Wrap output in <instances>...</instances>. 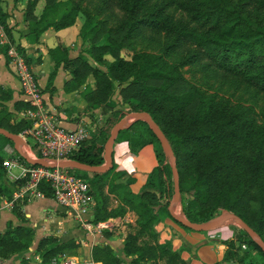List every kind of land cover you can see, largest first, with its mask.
Returning <instances> with one entry per match:
<instances>
[{"label": "trees", "instance_id": "obj_1", "mask_svg": "<svg viewBox=\"0 0 264 264\" xmlns=\"http://www.w3.org/2000/svg\"><path fill=\"white\" fill-rule=\"evenodd\" d=\"M45 1L43 9L37 13L39 0H28L25 27L33 41L39 40L50 28L59 31L76 25L82 15L85 20L79 34L85 42L92 43L89 50L73 58L66 47L49 49L53 70L47 88L52 86L59 67L63 65L71 75L65 89L75 91L85 86L83 98L90 107H99L114 93L116 81L129 82L123 89L127 92L125 102L130 105V111L149 113L169 139L177 157L181 198L187 201L191 197L187 201L189 205L184 206L186 218L203 223L227 209L239 215L264 240V0H98L97 18L104 13L116 15L118 9L122 12L119 24L124 26L120 38L104 44L96 43L99 23L96 21L98 25L95 24L94 15L83 12L80 0ZM178 9H182L189 20L182 16L176 19ZM9 19L10 15L3 10L0 0V25L14 44L17 42ZM149 36L159 43L164 38L160 52L135 51L130 60L121 55L123 49L135 47L137 38ZM18 47L25 53L19 43ZM1 51L6 53V47ZM106 55L113 59L108 61ZM26 60L30 65L27 56ZM99 64L107 66L108 70L104 71ZM187 64L199 65L210 77L221 80L218 89L222 84L242 88L251 93L256 102L234 104L220 95L218 89L212 92V85L203 88L187 80L182 70ZM89 74L95 78L94 87L87 83ZM12 99L13 91L0 85V127L19 134L30 126V122L17 119L4 104ZM260 99L263 103L258 106ZM14 107L21 111L30 104L18 100ZM122 117L123 112L113 111L105 126L82 142L69 159L90 165L104 164L105 142ZM124 132L128 133L122 135ZM125 135L133 153L153 144L158 163L137 193L131 188L136 181L134 177L118 181L124 179L127 172L114 170L115 163L108 172L92 173L88 182L97 203L95 221L124 216L129 211L137 215L136 231L128 232L124 240V253L130 262L118 256L107 243L93 247L92 262L191 264L190 260L182 258V251L173 248L171 234L167 235L166 218L192 229L172 218L169 212L174 181L159 139L145 121L122 130L116 141ZM0 138L14 145L4 135L0 134ZM14 152L26 162L15 149ZM4 160L0 152L2 169ZM69 170L84 177L78 169ZM13 185L15 190L9 193L0 185V207L4 196L13 199L17 183L13 182ZM106 186L108 193L105 192ZM40 190L46 197H53L52 188L45 181ZM109 194L119 201V205L112 209H109ZM26 201L17 200L13 206L15 215L22 222L26 221L23 211ZM231 226L237 233L224 241L227 249L223 261L256 264L251 252L240 251V244L255 249L264 260V251L250 235L239 226ZM34 240L35 229L9 224L5 231H0V259L8 260L26 252ZM78 248L79 244L74 240L61 241L57 236L48 235L39 241L37 250L43 251L41 264H49L58 254L76 255ZM20 264H30V261L25 258Z\"/></svg>", "mask_w": 264, "mask_h": 264}, {"label": "crops", "instance_id": "obj_2", "mask_svg": "<svg viewBox=\"0 0 264 264\" xmlns=\"http://www.w3.org/2000/svg\"><path fill=\"white\" fill-rule=\"evenodd\" d=\"M41 2L42 0H40L39 5ZM39 5L37 6V8H39L38 10L41 9ZM1 6L3 10L10 15L9 22L10 25L13 26V33L16 42L24 48V54L30 59V66L41 86L46 108L54 113H58L60 123L70 129H73L81 118L91 121L95 120L90 113H100L102 108L100 109L95 106L90 107L88 105L87 101H85L82 96L83 88H85V86H82L83 88L81 87L75 91H67L65 89L66 82L71 75L70 71L64 68L63 65L59 67L52 86L47 88L49 76L53 70V61L49 56V49L57 46L66 47L70 57H77L78 52L72 50L70 44L73 40L80 39L79 32L74 31V28L71 27L59 31L49 29L41 35L39 40L33 41L27 35L25 27L28 0H1ZM1 49L2 45H0V85L13 91V99L4 104H6L10 111L15 113L17 119H21L19 111H16L14 107L16 101L22 100L20 83L15 70L8 63L6 53L2 52ZM2 146L7 152L8 150H13V153H15L14 145H11L6 140L3 141ZM120 146L121 147L118 149L122 150L123 159L119 160L120 164L118 163V165H116L114 160L115 170H124L127 172V175L124 179L118 180L119 182L126 181L129 176L134 177L136 180L135 172L139 173V169L142 168L147 170L152 166V164H145V158L149 161L151 159L153 163V148H150L152 147L151 144L144 146L138 154L129 150V147L125 148L124 144ZM27 151L31 154L30 148H28ZM7 155L9 156L10 153L8 152ZM157 163L158 161L156 162V165ZM156 165H154L149 171H146V176H144L142 180L143 184L147 181L148 173L151 172ZM134 184H136V181L131 185V188ZM132 190L136 193L139 192V189L132 188ZM105 192L108 193V186L105 187ZM109 195V209L117 207L119 201L113 194ZM25 200L27 199H20L21 202H24ZM8 201L9 200L3 198L1 206L4 202ZM26 202L27 204L23 206L24 215L26 217L25 222H22L15 215L13 208H10L9 206L5 208L0 207V231H5L11 223L13 225H24L35 229V240L33 245L29 248V251L33 252L36 251L39 241L48 235L57 236L61 241L74 240L79 244L76 253L77 255L75 256L81 260H91L93 246L89 245L86 247L82 245L81 242L87 238L86 232L79 225V222L72 213H69L68 210L61 206L53 197L45 196L35 199L32 198ZM119 217H123L127 222L131 223L137 221L136 213L131 211L127 212L124 216ZM165 224L169 227L168 229H170L169 234L172 232L179 233L178 236L185 243L186 248L184 251L190 256L189 260H191V264H228L223 261L224 252L227 249L224 241L233 238L237 233V230L231 225L224 226L219 230L217 229L216 231H218L217 235L219 238L212 240L211 243V240L208 239L205 234L199 232H178L175 230V226L170 223L169 218L165 219ZM125 226L126 225L124 224L118 231L109 233L105 243L109 244L118 256L127 261L128 259L124 253V240L128 233V229ZM42 254L43 251L38 255V264H41L42 262ZM8 262L11 264H17L12 261V258L11 260H8Z\"/></svg>", "mask_w": 264, "mask_h": 264}, {"label": "built area", "instance_id": "obj_3", "mask_svg": "<svg viewBox=\"0 0 264 264\" xmlns=\"http://www.w3.org/2000/svg\"><path fill=\"white\" fill-rule=\"evenodd\" d=\"M0 45L6 47V56L9 65L15 70L20 83L22 100L30 104V107L19 111L21 119L30 122L19 135L26 142V150L30 148L31 155L35 158H43L53 161L68 160L82 142L90 137L93 129V120L81 118L73 129L66 128L59 121V114L46 108L43 92L37 77L31 66L27 63L25 54L19 49L18 43H12L5 29L0 25ZM29 138L34 140L38 147V153L32 150ZM10 153L3 162V166L12 182L17 183V190L13 199L4 202L1 208L9 206L13 208L14 202L20 199L45 197L40 190V185L45 181L50 185L53 198L69 213H72L79 225L86 232V239L82 241L84 246H95L105 243L107 235L118 231L127 220L123 217H113L106 220H94L96 199L92 193L90 184L83 177L70 171L69 168L45 167L23 162L19 156ZM17 167L18 174L12 172ZM216 232L210 234L216 238ZM0 264H11L8 261ZM49 264H97L92 260H81L76 256L61 253L53 257Z\"/></svg>", "mask_w": 264, "mask_h": 264}, {"label": "rangeland", "instance_id": "obj_4", "mask_svg": "<svg viewBox=\"0 0 264 264\" xmlns=\"http://www.w3.org/2000/svg\"><path fill=\"white\" fill-rule=\"evenodd\" d=\"M75 1H77V0H75ZM39 2H40V0H39ZM39 2L37 4V6L39 5ZM80 2H81V5H82L83 12L89 13L92 16L94 15V17L96 19L95 20V24H97V22L99 23V25L98 24L97 25L99 26L100 31H99V34L97 36L96 43L104 44V43L108 42L110 39L120 38L121 37L122 28L124 26H122L121 23L119 24V19L122 17V12L120 10L116 9V15H113V16H109L108 13L101 14L99 16V19H98L97 16H96V9L99 7L98 0H80ZM45 4H46V1L42 0V2L39 5V7H41L40 10H38L39 8H37V6H36L37 13H39L43 9ZM180 16H182L184 20H187V19L189 20V17L186 15V13L182 9H178V10L175 11V18L178 19ZM84 20H85L84 16H82V15L79 16V18L77 19L76 25L71 26V28H74L73 29L74 31L79 32L81 25L84 23ZM148 34H151V33H148ZM79 37H80V39L73 40L71 42V44H70L71 49L72 50H76L78 52V55L82 54V52H85V51L89 50L91 45H92L91 41H86L85 42L80 34H79ZM163 42H164V38H162V43H159L155 38L152 39L151 36L146 37V38H141L140 37V38H137L135 40V42H134L135 47L132 46L131 49H129V48L128 49H123L121 51V55L125 59L130 60L132 55H133V53L135 51L147 50L149 52L158 53L162 49ZM86 55L91 60H95L91 55H89V54H86ZM105 58L108 61H111L113 59V57H111L109 55H106ZM99 67L101 69H103L104 71L108 70V67L105 66V65L99 64ZM182 70H183L184 76L186 77L187 80H190L193 83L201 85L203 88H208L209 86L212 85V87H214V89H211L212 92L215 91V89L217 90L219 88L220 84H221V80L215 79L213 77H210L208 75V73H206L204 70H201L199 68V65L192 66L190 64H187V65H184L182 67ZM87 83L91 84L93 87L95 86V78H94V76L92 74L88 75ZM128 85H129V82L116 81L115 91L112 94V96L109 98V100L104 105H101V106L98 107L100 109L102 108L101 112L100 113H94V112L90 113L91 116L95 119V120H93L94 121L93 122L94 125H93V129L90 132V136H92L93 133L96 132V130L98 128H101V127L105 126L106 121L112 116V112L113 111L119 110V111L123 112V117L126 115L127 112H134V111H130L131 110L130 105L126 104V102H125V94L127 92L123 88H126ZM221 86H222V88L217 90V91H219V94L224 96L225 98L231 100L232 103H234V104H236V102H242V103H244L246 105H251V104L256 102V101H254L253 95L251 93H249V92L244 91L242 88L238 89V88H236L234 86H230L228 84H222ZM262 100H264V96L262 97ZM262 100L260 99L258 101V106L262 105V103H263ZM85 101H86V99H85ZM126 133H128V132H124L122 135H124ZM125 139H126V135L119 137V139L115 142V145H114V160H115L116 165H118V163L120 164L119 160L123 159L122 158L123 152H122V150L118 149V148L121 147L120 145L124 144L125 148L129 147L128 142ZM3 141H4V139L0 138V152H1V154L4 157H7L8 156L7 155L8 152L2 146ZM29 143H30V145L32 147V150L35 153H38V147L35 145L34 140L32 138H29ZM151 145H152V147H150V148H153L152 149L153 150V163H152L151 159L149 161L147 158H145V164L146 165H151L152 164V166H150L147 169L148 171L154 165H156V162H157L155 146L153 144H151ZM141 149L138 150L137 152H135V154H138L139 151H141ZM129 150H130V148H129ZM30 156H31V154H30ZM78 170H79L78 171L79 173L84 175L83 178L86 181L92 179V173L87 172V171H83V170H80V169H78ZM147 170H144V169L141 168V169L138 170L139 173L135 172L137 179H136V184H134L132 186V188L139 189V191L142 189V187L144 186V184L142 183V180H143L144 176H146V173H147L146 171ZM12 172L15 173V174H18L20 172V169L17 168V167H14L12 169ZM0 173H1L0 174V185L3 188L6 189L7 193H9L11 191H14L15 187L13 185V182L8 177V173L5 171V169L4 168L3 169L0 168ZM4 199L9 200L7 195L4 196ZM189 199H191V197L188 198L187 201ZM187 201H185V199L182 200V198H181L180 202L176 203V205H175V211L177 213L181 214V215H185L184 214L185 213L184 212V206L185 205H187V206L189 205L187 203ZM163 203H166V202L163 201ZM169 220H170V223L173 226H175V230H177L178 232L179 231H185V232H188V233L197 232V231L188 230V229L180 226L178 223L173 221L171 218H169ZM125 225H126L125 227L128 229V232H135L136 231V222L135 223L134 222H132V223L131 222H127ZM229 225L239 226L237 224H229ZM213 231H215L216 234L218 232L216 230H213ZM213 231L199 232V233L205 234L206 237L208 239H210L211 240L210 242L212 243V240H215V239L219 238L218 235H216V238H211L210 237V234ZM167 232H168V235H169L170 229H168ZM178 234L179 233L172 232L171 236H170V240L173 242V248L175 250L182 251V258L184 260L188 261L190 256L187 253H185V251H184V249L186 248L185 243L178 236ZM238 245H239V243H238ZM240 248H241V250H240L241 252H244V253L247 252V251L251 252V258H253L255 260L256 264H264V260H263L262 256L260 255V253L258 251H256L255 249L249 248V246L247 247L246 244H242V245L240 244ZM38 252H39V250H37V249H36L35 252L27 250L26 252L22 253V255L21 254L20 255H15L16 257L13 256L12 257V261L16 262L17 264H20L21 260L26 258L27 260L30 261V264L31 263L32 264H38V255H40V253H41V252H39V253ZM67 254L70 255V256H75V254H71V253H67ZM8 260H11V258L8 259ZM8 260L0 259L1 262H5V261H8ZM127 262H130V260H127Z\"/></svg>", "mask_w": 264, "mask_h": 264}, {"label": "water", "instance_id": "obj_5", "mask_svg": "<svg viewBox=\"0 0 264 264\" xmlns=\"http://www.w3.org/2000/svg\"><path fill=\"white\" fill-rule=\"evenodd\" d=\"M138 121H145L149 124V126L159 139L163 151L171 165L174 181V193L168 209L172 218L180 222L182 225L197 232L213 231L229 224H237L241 228H243L264 251V240L262 239V237L239 215L227 209L223 210L216 217L203 223L192 222L188 220L185 215H181L175 211L176 203L180 202L181 200L180 174L177 167V157L174 153L169 139L160 128V126L155 122L153 117L147 112H127L126 115L113 126L110 136L108 137L104 145L105 163L102 165H90L73 159L49 162V160L47 159L35 158L32 155L30 156V153L25 148L27 144L19 134L12 133L2 127H0V134L10 139L14 143V148L17 153L32 165H42L51 168H75L91 173H105L114 167V145L118 134L122 130L130 128L134 123Z\"/></svg>", "mask_w": 264, "mask_h": 264}]
</instances>
